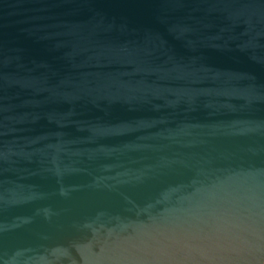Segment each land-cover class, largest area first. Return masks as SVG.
Segmentation results:
<instances>
[{"label":"water","instance_id":"95a60500","mask_svg":"<svg viewBox=\"0 0 264 264\" xmlns=\"http://www.w3.org/2000/svg\"><path fill=\"white\" fill-rule=\"evenodd\" d=\"M0 264H264V0H0Z\"/></svg>","mask_w":264,"mask_h":264}]
</instances>
